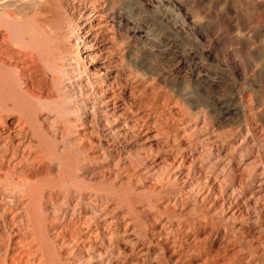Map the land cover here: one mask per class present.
<instances>
[{"label":"rangeland","instance_id":"rangeland-1","mask_svg":"<svg viewBox=\"0 0 264 264\" xmlns=\"http://www.w3.org/2000/svg\"><path fill=\"white\" fill-rule=\"evenodd\" d=\"M142 1L135 4V38L146 75V97H139L146 109L140 118L150 120L148 134L132 128L131 110L114 124L96 110L82 128L70 109L63 110L64 99L57 108L49 101L21 103L31 111L24 123L31 157L17 145H0V205L14 212V218L0 220V264L11 260L4 232L10 225L35 244L41 258L35 264H84L74 244L56 247L54 209L90 218L105 206L133 221L138 244L105 238L92 222V230H101L95 235L104 252H94L96 259L85 264H264V55L250 58L231 48L228 36L220 42L214 37L217 0ZM231 7L223 20L236 26L234 17L241 14ZM197 14L207 34L194 29ZM124 22L114 26L117 39L127 35ZM11 26L19 37L28 24ZM128 41L127 49L133 39ZM252 59L262 64L258 70L248 67ZM59 60L55 64L62 67ZM67 190L74 194L70 203L44 205L49 194ZM79 192L85 197L78 201ZM206 247L214 256L202 262Z\"/></svg>","mask_w":264,"mask_h":264},{"label":"bare ground","instance_id":"bare-ground-1","mask_svg":"<svg viewBox=\"0 0 264 264\" xmlns=\"http://www.w3.org/2000/svg\"><path fill=\"white\" fill-rule=\"evenodd\" d=\"M141 1L0 0V145L7 142L17 145L25 157H31V149L26 148L29 142H26L24 129V123L31 121V114L29 115L31 111L28 110L29 113L23 111V106L20 104L36 102L44 105L49 101V104L57 108L60 99H64L63 110L64 108L70 109L72 111L70 115L76 117L74 121L83 125L82 128L85 127L84 124L91 113L94 112V115L96 110L105 115L113 124L118 118L127 114L128 110H131L133 112L131 116L134 117L132 128L137 133L148 134L150 120L140 118L146 114L144 113L146 109L143 107L145 104L140 103V100H143L139 97V95L146 97V88H144L146 84L142 85V79L146 75L139 68L136 46L138 36L135 38V33L139 29V12L135 4H142L143 1ZM217 2L220 13L214 37L220 42L228 36L231 42L230 47L234 50L245 51L250 58H256L260 54L264 55V0H217ZM229 6L234 7L238 10L237 13L241 14L236 18L233 16L236 21H239L236 26L226 24L225 18L223 20L222 12ZM123 7L128 9L127 19L122 18ZM195 16L197 20L191 22L194 29L207 34V25L199 19L201 17L198 14ZM122 20L129 25L125 31L127 35L124 39H117L114 26H120ZM16 22L28 24L19 37L13 34L11 26ZM131 32L129 36L128 33ZM127 37L129 40L133 39L131 49L126 48L129 42ZM144 47L149 48L146 44ZM59 59L65 62L63 64L65 68L55 64ZM261 65L253 59L248 62V67H251L252 71L258 70ZM55 66L56 70L58 69L57 72L60 73L59 78L53 75L56 72ZM45 70L51 73L48 76L50 78L44 76ZM50 85L55 87L56 97L53 96L54 89L52 90ZM125 123L127 124L128 121ZM20 157L18 161L21 163L25 158ZM2 159L1 162H3ZM60 194L58 191L49 194L44 205L50 204L49 201L53 204L70 203L74 195L71 190H67L62 196ZM84 195L83 192H79L76 195L77 200L83 199ZM29 198L33 199L32 195H29ZM60 200L63 202H59ZM53 213L55 218L53 220L58 225V234H60V242L55 243L56 247H61L64 243L74 244L73 249L82 250L84 264L85 260L96 259L94 252H98L100 256L104 252L103 244L97 241L95 235L100 229L92 230V222H94L93 226L102 228L103 231H100L105 238L116 237L118 240L123 239L136 246L138 244L133 221L127 220L126 216L117 212L115 207L105 206L100 211L98 210L97 215L90 218L88 215V217L61 215L56 209ZM7 217L14 218L12 208L0 205V220L6 222L3 219ZM47 225L50 226V224ZM106 225L110 227L109 231L106 230ZM4 232L9 235L5 256L11 254V260L8 262L5 259L3 264H35L37 260L40 261V257L37 256L38 249L35 248V244L27 240L23 230L10 225L9 229ZM2 240L0 233V243H3ZM10 247L14 248L10 249ZM206 249V252L202 251V262L211 261L214 256L212 247H206ZM184 251L186 249L182 248L180 253ZM45 258H47V253ZM222 259L221 257L219 262Z\"/></svg>","mask_w":264,"mask_h":264}]
</instances>
